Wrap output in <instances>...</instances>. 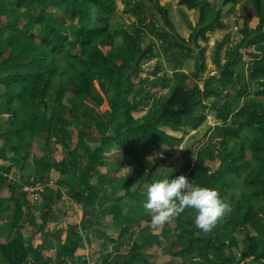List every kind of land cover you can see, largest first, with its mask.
<instances>
[{"label":"trees","instance_id":"16d2710c","mask_svg":"<svg viewBox=\"0 0 264 264\" xmlns=\"http://www.w3.org/2000/svg\"><path fill=\"white\" fill-rule=\"evenodd\" d=\"M149 1L169 30L160 29L161 34L175 40L187 53L195 51V64L190 86L176 84L168 98L154 100L150 110L135 117L128 95L151 46L143 45L138 35L119 32L123 18L116 12L115 0H0V147L11 140L27 142L30 148L38 138L49 137L50 127L57 129L59 136H64L69 127L84 131L85 148L89 151L84 157L85 167L92 170V176H75L56 159L45 163L48 168L74 177L72 184L64 182L69 191H74L73 201L80 200L79 223L94 228L93 204L101 197L92 182L94 176L101 175L112 180L104 196L109 202L131 219L139 212L149 211L147 223H151L152 213L144 208L149 184L177 175L164 166V158L172 156L186 130L195 129L206 120L209 107L204 94H223V102L212 110L217 122L213 129L217 132L215 141L198 149L194 159L184 166L192 164L198 169L202 177L197 184L215 188L230 205V211L208 232L196 226L194 210L186 209L170 219L174 229L187 225L192 232H180L172 243V253L180 258L161 264H187L195 254L194 264H264V99H247L238 108L229 107L239 91L237 77L244 72L255 92L264 98V31H249L245 18L239 28L242 39L234 45L229 59L216 74L205 77L203 50L197 41L221 27L214 21L218 7L241 0L214 4L210 18L204 2L181 0L180 4L196 11V23L187 39L176 33L166 8L158 0ZM249 5L253 16L264 24V0ZM29 6L31 9H26ZM133 10L148 12L134 0H125L123 13ZM250 45L260 56L250 60L245 70L241 53ZM212 82L218 86H212ZM165 86V81L160 80L152 88ZM65 93L72 97L63 110ZM58 112L62 114L54 119ZM232 115L246 120L231 121ZM28 148L24 149L25 160ZM125 156L137 173L134 178L116 175ZM96 161L107 167L103 174L94 165ZM207 162L215 166L210 167ZM57 183L61 185L63 181ZM9 189L12 202L0 210V222L9 228H20L21 194L12 185ZM52 212L46 207L45 223ZM74 220L62 243L61 257L69 264H76L73 258L79 249H85L84 243L76 241ZM162 230L160 225L147 238L137 235L120 264H154L147 252L155 246ZM5 233L0 225V237ZM30 246L32 239L21 235L7 242L0 240V264H27ZM107 258L102 264H107ZM48 260L38 252L33 256V263Z\"/></svg>","mask_w":264,"mask_h":264},{"label":"crops","instance_id":"0c3cea01","mask_svg":"<svg viewBox=\"0 0 264 264\" xmlns=\"http://www.w3.org/2000/svg\"><path fill=\"white\" fill-rule=\"evenodd\" d=\"M118 1L119 0H115L116 12L118 16L120 15L124 22H126V29L129 30V33L131 34L136 33L135 35L140 37L141 43L143 45L149 44L151 46L150 53L140 63V70L141 65L144 62L155 60L153 72H150L147 76H139L140 70L137 71L138 79L134 87L143 86L148 88L150 86H154L160 80L165 81V87L152 88L153 91L148 94L147 98H143L142 100L138 101L136 104L137 107H134L137 112H140L141 110L139 107L143 106L144 101H148V107L145 108L144 111V113H146L152 108V102L154 100H164L168 98L171 90L176 84H187V82H189L191 78L185 62L187 55L185 50L177 46L175 40L167 39L163 34H161L160 29L167 32H169V30L164 28L160 15L155 10L151 1L146 0L148 5L141 6L139 0H134L143 11H148L154 16L157 21V29L150 21H146L145 19L142 20V13L140 11L133 10L127 14L123 13L125 0H120L121 3L119 8L117 3ZM174 1L177 3V6L173 5V8L171 9L169 8V6H171V0H158L159 4L164 8H166L165 5L168 3L169 6H167L166 10L176 33L187 39L192 33L196 23V11L180 4L181 0ZM200 1L204 2L205 6H208L211 2L210 0ZM244 2L246 1L241 0V2H237L234 5L229 4L227 5L229 6L228 8H225L226 6L218 7L214 21L215 23L220 24L221 27L214 28L212 31L207 32L203 38L198 39L197 43L203 50L204 55L203 70L205 77L216 74L218 69L229 59L234 45L241 41L242 35L239 32V28L242 26V24L237 31L236 26H233V28L228 27V22L233 21V23H235L236 20L241 19L244 12ZM251 4L253 3L251 2ZM222 10H225L224 13ZM157 14L159 16H157ZM246 26L251 32L255 30L258 32L264 31V24L259 22L255 16L251 22L248 24L246 23ZM259 56L260 53L256 51L252 45L247 46L241 53L242 61L245 64L244 69L246 70L250 60L258 58ZM189 60H192V58ZM244 75L246 76V72H244ZM74 144L77 145V143ZM82 145L85 148L83 143L81 146ZM79 152L81 153V155L77 156V158L80 157L81 163V167L78 172L79 176H92V170L86 169L85 164L83 163V159L89 154V151L85 150L84 153L82 151ZM32 155L35 156L34 153L30 152V154L27 156L26 161L28 163L32 162ZM1 156L4 158L2 161L8 162L10 167L7 164H0V172L3 174L2 181L0 183V201L5 199V202H7L5 207L0 208V210L10 206L12 202V194L9 189L10 185L14 186L21 194V199L25 198L30 200L31 197H38L35 199V203L38 204L39 208L35 214V208H33V206L27 207V209L24 211L22 207V202L24 201H21L20 199V228H9L4 222H0V225H3V229L6 231V233L0 237L2 242L10 241L17 235H21L26 239H32V246L28 248L27 264H69L61 257L63 252L62 243L65 233L69 229L71 221L75 223L74 219L77 221L75 224L76 241H81L84 243L86 248L84 250H78V253L73 258V261L76 264H81L83 262H87L88 264H101V252L104 251L105 254L111 256V254H116L118 251L126 252V248L128 249L129 246L131 247L132 242L134 241L133 234L126 231L124 236L113 242L109 238L110 232H108L107 225L105 226L103 221H101L104 215H110L113 219V222L111 223L109 229H117L118 226L123 228L124 225L122 222L126 220H122V209L111 202L105 201L103 197L104 195H102L104 194L105 189L112 182L109 177L104 175L93 177V182L96 184L94 185V189L96 192L98 191L97 193L101 197L99 201L103 200V202L101 204L97 203L95 205V213L92 214V217L94 218V228H87L79 223L81 212L78 208H76L75 204L71 200L73 191L68 190L69 188L67 183L64 182L65 179L61 177L62 174L60 171L54 169L51 170L47 180H45L43 168H34V173H31V169H33V167H27V163L26 165H21L20 168L23 169L24 172V176L21 178L22 181L19 179V181L16 182L14 175L15 170L13 169L14 167H12L13 163L17 162L16 159L14 158V161L9 162V160L12 159L9 158V154H1ZM100 163L101 162L99 161L94 163V165L99 169V173L101 172L100 169H102V165H99ZM62 166L65 169H68L70 173L73 171V169L69 166ZM5 168L8 169L5 170ZM32 174L35 175L34 178H31ZM7 176L9 179L6 186L4 181H7ZM53 176H56L55 179H52L54 178ZM126 178H129V176ZM60 180L63 181V184L58 185L57 181ZM79 189L82 190L83 188L80 187ZM55 203L57 206H55ZM106 204L110 205L109 208ZM46 207H50L53 212L48 216V220L45 223L43 221V211ZM55 209L58 212L55 213ZM114 211H117L118 214H112ZM43 227L45 228L43 229ZM45 234H49L46 241H44ZM102 246L106 248L104 249ZM36 252L42 254L44 257H47L49 260L46 263H33V256ZM115 263L116 260L114 259L109 262V264Z\"/></svg>","mask_w":264,"mask_h":264},{"label":"rangeland","instance_id":"374dc122","mask_svg":"<svg viewBox=\"0 0 264 264\" xmlns=\"http://www.w3.org/2000/svg\"><path fill=\"white\" fill-rule=\"evenodd\" d=\"M210 4L207 6L208 7V11H207V18H210V9L213 6L214 3H217L218 5H220L222 0H210ZM242 1H246L244 2L243 6H244V12H243V18L236 20L235 23H233V21L228 22V27H232L236 26L237 27V31L238 28L241 26V24L244 22L245 18H247V24L249 22H251L254 19V16L252 14V5H249L252 3H254L255 0H242ZM248 1V2H247ZM141 6H146L148 5V3L146 2V0H139ZM241 2V1H240ZM118 8L120 7V3L121 1L119 0L118 2ZM213 3V4H212ZM171 6L168 5V3L165 5L166 8L167 6H169V8H173V5L177 6V3H175L174 0H171ZM229 5V4H228ZM24 6H26L24 4ZM29 7H26V9H31ZM222 7V6H220ZM229 6L226 5L225 8H228ZM223 13L225 10H222ZM142 13V20H146V21H150L154 27L157 29V21L154 18L153 15L149 14V12L146 13ZM149 15V16H147ZM157 16H159L157 14ZM173 16V15H172ZM116 21L118 22V20L116 19ZM162 22V20H161ZM115 26L116 22H115ZM126 22H122L119 23V32L125 34L129 33V30L126 29ZM164 26V25H163ZM165 29H167L164 26ZM124 29V30H123ZM126 29V30H125ZM131 34V33H130ZM132 34H136V33H132ZM76 54H78V50L74 51ZM186 55L188 56L190 53H187L185 51ZM196 52L194 51L193 53H191V57L192 60H189L186 56V66L188 67V72L189 75L191 73V71L193 70L194 64H195V54ZM189 60V61H188ZM155 65V60L149 61V62H144L141 65V71L139 76H147L150 72H153L154 66ZM140 66V65H139ZM139 71V70H138ZM138 72H136V74L134 75L133 78V88L130 90V93L128 95V100L131 103L133 110L132 112L134 113L133 115L135 117H138L140 115L144 114L145 108L148 107V101H144L143 106L139 107L140 108V112H137L134 107H137V102L142 100L143 98H147V95L149 93H151L153 91L152 86L151 87H143V86H136L134 87V85L137 82L138 79ZM127 74H123V77H126ZM191 80V79H190ZM187 82V86L191 85L192 81ZM237 83L239 85V91L237 92L236 98L233 99V103L231 106H229L231 109H235L240 107L247 99H253L256 101H261L263 100V96L259 95L255 92V89L252 85L251 82H248L247 76L245 75H239L237 77ZM201 85V84H200ZM212 86H218L217 82H212L211 84ZM146 95L144 96L143 94ZM232 95L234 94V92H231ZM72 97L71 93H65V95L63 96V110H65L68 107L69 104V99ZM237 97H239L237 99ZM225 99V97L223 96V94H221L219 97H215L212 94H207L205 93L203 96V100L204 102L208 105L209 109L207 110V118L206 120L197 128L195 129H188L185 131L183 139L181 144L179 145V147L173 152L172 156L170 157H166L164 158V166L168 169V170H172L173 172H176L177 175L180 174H184L187 177H189L190 179H192V183L193 184H197V181L201 179L202 174L201 172L196 169L192 164L188 167L184 166V163H190L191 160L194 159V153L206 146V145H211L215 139H216V135L217 132L215 133L214 127H216L217 122L215 121V119L213 118V111L214 108L218 105L221 104V102H223V100ZM62 110V111H63ZM62 113L58 112L56 113V115L53 117L54 119L59 118L60 115ZM234 114V112H233ZM52 118V119H53ZM231 121H245L246 117H242V118H237L234 115L231 116ZM70 129L68 131L65 132L64 136H59L58 135V130L55 129L54 127H50L49 129V137L48 138H44V136H42V138H38L34 144L28 148V143L26 142H11L7 141L5 142L1 147H0V164H4V165H8V162H4L2 160H4V158L1 156V154H9L10 157L12 158L11 160H9V162L14 161V158L16 159V163H13L12 167H14L13 169L15 170V181L18 182L19 179L21 180V178H23L24 176V172L23 169L21 168V165H26L28 162L25 160L24 155H25V148H28L29 154L34 153L35 156L32 155L31 157V161L30 163H28L27 167L31 166L33 167V169H31V173H34V168L37 169L38 167L43 168L44 171V179L47 180V177L50 174V171L53 170L51 168H48L45 163L46 162H55L54 159H56V163L58 161L61 162V165L64 166H69L73 169L74 171V175L75 176H79L78 172L79 169L81 167V163H80V157L77 158L78 155H81V153L79 151H82L83 153L85 152V148L84 146L81 144L83 143L84 145L86 144V140L84 137V131L78 130V129H73L72 127H69ZM177 136L180 135V133L176 134ZM47 139V140H45ZM77 141V142H75ZM74 143H77L74 144ZM28 154V155H29ZM72 158V159H71ZM127 159L128 157H124L121 160V166L119 167V172L116 173V175L120 176V177H136L137 173L133 170V167L129 166L127 164ZM75 160V161H74ZM7 161V160H5ZM74 161V162H73ZM83 163L85 164V161L83 159ZM208 165L210 167H214L215 163L213 162H207ZM99 165H102V169H100V173H104L107 170V167L104 166L103 162H101ZM10 167V165H8ZM25 167V168H27ZM8 168H5V170ZM29 170V169H26ZM55 170V169H54ZM68 170V169H67ZM62 178L65 179L64 181L68 182V183H73L74 181V177H71L70 175L66 174V173H62ZM2 176L3 174L0 172V183L2 181ZM10 176V174H9ZM35 175L32 174L31 178H34ZM55 179L56 176H53ZM244 178V174L240 175V179ZM8 179L9 177L7 176V181H4V183H8ZM13 180V179H12ZM22 181V180H21ZM54 182V181H52ZM77 182V181H76ZM75 182V183H76ZM94 185H96L93 182V188ZM5 188V187H4ZM7 188V187H6ZM80 188V187H79ZM83 188V187H82ZM5 191V189H4ZM98 192V191H97ZM19 193V192H18ZM33 193V192H31ZM73 195H74V191H73ZM105 196V192L104 194H102ZM103 196V197H104ZM38 198L36 197H31L30 200L22 198L21 201L23 200L24 202H22V207L24 209V211L27 209V207H32L35 208L34 210V214L37 213V209L39 208L38 204L35 203V199ZM71 200L73 201V198L71 196ZM105 201H108L105 197H104ZM78 202H80V200L73 201V203L75 204L76 208H78ZM103 202L97 200L93 205H94V212L92 214L95 213V205L101 204ZM109 202V201H108ZM7 202H5V199L2 201H0V208H4ZM114 204V203H113ZM107 207L109 208L110 205L106 204ZM55 206L56 203H55ZM93 207V206H91ZM120 208V207H119ZM46 209V208H45ZM42 210V209H41ZM45 211V210H44ZM43 211V212H44ZM55 213L58 212L56 209L54 211ZM32 213V212H30ZM118 214L117 211L112 212V214ZM122 220L126 219L125 221L122 222V224L124 225L123 228H121V226H118V228H110L111 223L113 222V219L110 215H104L102 220L103 223L105 224V226L107 225V229L108 232H110L109 234V238L111 239V241L115 242L117 239L119 240L122 236L125 235V232L128 231V233L133 234V238H135L137 235L138 236H142L143 238H147L149 233L151 232L152 229H158L160 228V226H154L151 223H147V219L149 218V211H143V212H139L137 213V215L135 216L136 218L131 219L130 217H128L122 210ZM94 219V218H93ZM131 219V220H128ZM120 229V230H118ZM180 232H186V233H191L192 229L188 228L187 225H182L181 227L174 229L172 227V225L170 224V221H168L167 223L163 224V230L162 233L160 235V238L157 242H155V246L150 248L147 252V257L150 260L151 263L154 264H161L164 263L165 260H169V259H175L178 260L180 258V255H175L172 253V243L175 240L176 236L180 233ZM134 240V239H133ZM101 248V247H100ZM102 248H106L103 247ZM86 249V248H85ZM103 249V250H104ZM130 249L126 248V252H116V254H111L107 255L105 254V252H101V264L104 261V257L108 256L107 258V264H109L110 261H112L113 259L116 260L115 264H120V260L123 258V255L127 254L128 251ZM198 254H195L189 262H187V264H194L193 263V259L195 256H197ZM117 258V259H116Z\"/></svg>","mask_w":264,"mask_h":264},{"label":"clouds","instance_id":"9594fccd","mask_svg":"<svg viewBox=\"0 0 264 264\" xmlns=\"http://www.w3.org/2000/svg\"><path fill=\"white\" fill-rule=\"evenodd\" d=\"M144 208L152 213L154 226L167 223L186 209L194 210L196 226L205 232L212 230L230 211V205L215 188L193 184L184 174L149 184Z\"/></svg>","mask_w":264,"mask_h":264},{"label":"water","instance_id":"95a60500","mask_svg":"<svg viewBox=\"0 0 264 264\" xmlns=\"http://www.w3.org/2000/svg\"><path fill=\"white\" fill-rule=\"evenodd\" d=\"M148 16V15H147Z\"/></svg>","mask_w":264,"mask_h":264}]
</instances>
